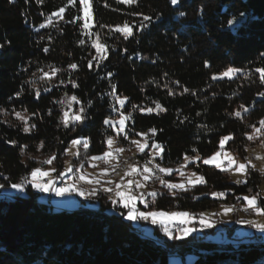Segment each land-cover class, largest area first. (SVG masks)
I'll list each match as a JSON object with an SVG mask.
<instances>
[{"label":"trees","instance_id":"trees-1","mask_svg":"<svg viewBox=\"0 0 264 264\" xmlns=\"http://www.w3.org/2000/svg\"><path fill=\"white\" fill-rule=\"evenodd\" d=\"M107 2L110 7H104L105 0H92V31L101 33L108 46V59L99 69L94 64L90 70L87 59L94 50L87 37L80 34L82 21H60L57 28L62 31L53 27L36 31L46 16L58 11L66 0H44L42 5L37 0H0V109L6 110L0 113V183L5 188L20 182L32 166L24 163L20 152L23 145L34 152L44 141L43 152L62 156L72 139L88 138V156L103 153L109 134L103 121L116 116L113 98L108 95L112 85L117 95L129 98L125 109L132 112L134 123L130 122V126L135 131L158 130L155 139L164 146L165 166H175L185 153L195 155L192 148L202 157L210 156L217 150L220 137L229 133L234 140L226 143L225 150L234 155L247 157L244 147L260 144L247 141L243 135L251 131L248 125L258 126V121L264 119V99L258 96L264 85L258 74L253 73L251 79L213 81L211 77L228 66L246 70L264 67V57L260 55L264 52V0H181L175 7L169 0H138L131 6L117 4L116 0ZM181 11L185 16H179ZM241 12L244 16H240ZM81 13L70 7L65 20ZM135 13L151 16L152 22L139 30L142 16ZM233 17L237 22L229 27L227 21ZM125 22L134 26V35L127 40L114 31ZM100 24L110 26L111 35L109 27L101 29ZM80 39H85L86 44L79 45ZM45 47L49 49L47 53L43 51ZM206 61L209 67H205ZM69 63H76L78 70H69ZM47 65L63 69L59 78L65 81L71 72L79 87L60 85L44 92L43 81L31 74L38 67L47 70ZM108 73H112L110 78ZM30 79H36L39 99L33 87L25 83ZM54 82L58 84V80ZM165 85L175 94L168 95ZM184 87L196 95H181ZM21 89L22 95L17 98ZM65 91L76 94L88 113L89 118L75 131L60 124L61 105L54 102ZM89 101L91 107H87ZM153 101L166 111L157 115L155 110L152 114L132 110L133 104L155 109ZM241 104L250 109L242 112V120L229 115ZM78 107L74 105V111ZM13 109L37 113L30 121L37 125L36 130L25 134L20 125L7 118L5 115L13 113ZM11 140L17 142L16 146L6 143ZM120 145L127 147V142ZM190 168L203 175L206 184L181 193L175 200L166 189L159 188L164 195L152 204L155 209L200 212L217 207L219 202L236 206L240 203L237 196L257 193L264 179L252 170L248 183L238 185L232 182L229 172L214 166ZM25 190L24 197L0 195V264H169L172 256L180 258L182 264H264V243L220 245L193 237L155 241L143 236L121 215L107 213L104 209L110 205L103 195L97 197L100 206L96 211L79 208L67 212L38 204L31 186ZM212 191H226L227 196L214 199L207 195ZM259 195L264 201V196ZM189 255L194 260L186 263Z\"/></svg>","mask_w":264,"mask_h":264},{"label":"snow or ice","instance_id":"snow-or-ice-1","mask_svg":"<svg viewBox=\"0 0 264 264\" xmlns=\"http://www.w3.org/2000/svg\"><path fill=\"white\" fill-rule=\"evenodd\" d=\"M14 2V0H10ZM44 0H37V4L42 5ZM172 6H177L180 4L181 0H169ZM25 3H28V0H25ZM117 4H126L133 5L137 4L138 0H116ZM70 7L77 8L78 12H82V15H75L71 19L65 20L66 9ZM104 7H110V4L105 0ZM202 11V9H201ZM42 16L45 15L43 12L40 13ZM136 15H141L142 19L138 25L139 30H143L148 27V24L152 22V17L149 15H143L135 13ZM179 16H185L183 11L179 12ZM240 16H244V13L241 12ZM53 17L56 20H53ZM60 21L64 23L77 24L78 21L83 23L79 25L80 34L83 37H87L88 44L91 49H94V53L89 52V57L87 59V66L90 70L95 68L99 69L104 61L108 59V46L106 42L102 39L101 33L99 31L93 32L91 28L95 25L93 24V8L92 0H66V3L59 7L58 11H53L50 15L46 16L45 22L39 25V28L36 31L44 28H57V25ZM27 22V21H26ZM147 22V23H145ZM236 18L233 17L227 21L229 27L236 24ZM101 29L109 27V35L112 33V28L104 24H100ZM133 25H130L128 22H125L122 26L117 25L114 29L115 32L120 33L125 40L133 36ZM58 31H62L57 28ZM79 45H85V39H80L78 41ZM3 45L0 44V48ZM45 53L49 51L47 47L43 49ZM124 51H127L125 49ZM261 57H264V52L260 53ZM208 62H205V67H209ZM68 69L71 71L78 70V65L76 63H69ZM27 71V69H25ZM64 71L61 68H58L54 65H47V70L45 68H37L36 72H32L33 78H38L43 81L45 87L43 88L44 92H51L52 87H59L63 85L65 88L68 85H71L73 89L78 88L79 85L75 79L71 78V72H69V79L65 81L62 78H59V74ZM253 73L258 74V79L260 84L264 85V67H256L254 69L246 70L243 68H238L234 66H228L225 70L218 74H213L211 79L213 81L218 79L228 78L232 80L237 77H243L244 79H251ZM167 74L165 73V76ZM107 76L110 78L112 73H108ZM58 80V84L54 81ZM26 84H29L34 89L35 98L39 99L41 92L39 88H36V79H30L25 81ZM175 84L179 86V81H175ZM165 88H168L165 85ZM23 89L16 93V97L19 98L22 95ZM190 93L195 96L196 93L187 87H184L182 92ZM174 91L168 88V95H174ZM113 98L112 110L116 113V116H109L105 118L103 124L109 129V134L106 135L104 143L106 144V150L103 151L100 155L88 156V149L90 146V139L88 138H74L71 141V145L65 148V155H71L72 157L78 159L81 154V149H83L85 156L90 162H102L105 164V167L100 170L97 176H91L90 174H84L80 172L78 176L72 177V183H64V186L58 187L57 180L69 176L70 173H73V165L68 164L63 171H57L56 168L51 167L53 163L57 160V155L53 153L48 156L47 159L42 161H37L41 165L49 166L47 170L44 167H35L31 171L23 176L18 183H11L10 187L16 192H24L27 185H31L33 189L40 193L53 192L57 197H64L65 195H71L75 193L78 196H81L85 199H95L101 193H103L108 200L111 202L113 208H120L124 211H121L119 215L127 221L137 222L145 221L151 222L153 225L159 224L162 227L164 235L169 240H183L188 236L192 235L193 232H202L205 229H211L215 227L216 221L212 219L213 216L221 215L228 216L233 212L237 211L235 205L221 204V211L219 213L205 214L200 213L197 218L195 215L187 211H164L158 210L150 207L151 204H155L157 198L163 196V192H158L156 190H147L149 181L153 184L157 182L162 189L167 190V194L170 195L174 200L178 199L181 193L189 192L196 185L206 184L205 177L203 175H198L195 171H187L190 165H193L197 168L203 165H214L215 168L219 169L221 172H232L238 174L243 179H237L236 184H247L248 177L251 174V171L255 169V164L253 163L252 158L246 156H237L230 151L225 150V145L227 142L234 140V135L229 133L228 135H223L218 141V148L208 157H202L199 151L196 148H192V153L195 155H189L185 153L183 155V160L179 162V166L176 168L165 166L162 162L164 160L163 152L164 146L159 143L155 136L157 135L156 128H150L147 131H135L131 126L130 122L134 123L132 112H127L125 105L128 102V97H122L116 94V86H111V91L108 93ZM258 96L264 99V91L258 93ZM55 103L61 105V118L60 124L63 125L65 129H71L75 131L76 128L80 125H83L85 121L89 118L86 107L83 105L82 101L76 94L69 95L65 91L62 98ZM155 104V109L152 107L143 108L139 105H132L133 111H140L141 113L152 114L153 111H156V114L159 115L161 112L166 111V109L157 101H153ZM119 105L117 108L116 105ZM74 105L79 106L76 111H73ZM87 107H91V102L89 101ZM242 110V111H241ZM250 109L245 107L243 104L239 106V109L229 115H232L238 119H243L242 112L247 113ZM6 112L5 109H0V113ZM15 120L18 121L21 125V130L25 134H29L32 131L36 130L37 125L35 123H30L33 116H36L37 113L33 112L29 114L27 109L24 111H15L12 110ZM51 115V110L48 112ZM197 115H200L198 112ZM187 119V117H185ZM184 121L181 120L180 123ZM251 129L249 132L243 133L247 141L257 142L259 141L261 145H264V119L258 121L257 124L248 125ZM121 142H127V147L116 146ZM13 146H16L17 142L15 140L6 141ZM63 143V142H61ZM27 145H23L20 148L21 155L25 154ZM45 148V142L40 141L37 145V151H40ZM75 149V151H73ZM135 149V152L140 155L143 159V164L139 162L130 163L129 161H124L121 159V156L124 152H132ZM248 147H244V151L247 152ZM34 159V157H29ZM110 159H115L118 163L110 164ZM256 159H264V157L257 156ZM226 162V163H225ZM124 167L123 175H120L119 169L122 166ZM91 166L96 168L99 166L98 163H92ZM79 169H83V163L80 164ZM78 169V171H79ZM173 173H178L179 176L185 178L182 182H172L167 177H171ZM260 173L264 175V168H261ZM55 174V175H54ZM2 175V173H0ZM114 177H118L114 178ZM78 182L89 185L87 191L78 186ZM5 185L0 183V189H4ZM228 191H231L229 189ZM249 188V192H251ZM214 199L223 200L227 196L226 191H212L208 193ZM199 199V197H195ZM236 199L243 203L242 210L244 212H251L258 217H264V201L260 199L259 193L253 195H244L237 196ZM144 205L147 211H141L137 207V202ZM150 201V202H149ZM241 224H247L249 227L255 229L259 233H264V223L259 220L249 219V220H239L237 221ZM199 227H196V225ZM173 225H176L175 229ZM175 233V234H174Z\"/></svg>","mask_w":264,"mask_h":264},{"label":"rangeland","instance_id":"rangeland-1","mask_svg":"<svg viewBox=\"0 0 264 264\" xmlns=\"http://www.w3.org/2000/svg\"><path fill=\"white\" fill-rule=\"evenodd\" d=\"M92 28H91V31H92ZM73 111H74V109H73ZM5 116L7 118L11 119L17 125H20V123L15 120L13 113H9V114L7 113ZM70 145H71V143L69 144V146ZM116 146H122V145L119 144ZM36 149H37V147H36ZM73 151H75V149H73ZM52 154L53 153H51V152H43L42 150H40V151L35 150L34 152H29L26 150L25 154L23 155L24 163L25 164H31L32 163V166L30 167V170L28 171V173L31 171V169H33L35 167H44L45 170H47L49 166L41 165L37 161H42L44 159H47L48 156H50ZM98 155H100V154H98ZM257 156L264 157V145L259 144V145L251 146L247 150V157L252 158L253 163L255 164L254 170H257L260 173L261 168H264V159H256ZM29 157H34V159H30ZM57 157H58L57 160L53 163V165L51 167L56 168L58 172L63 171L66 167H68L69 163H71L73 165V173H70L69 176H67V177H64L62 179L57 180V186L58 187L64 186L65 182L72 183V177L78 176L80 174V172H83L84 174H90V177L91 176H97L98 173L100 172V170L105 167V164L102 162H90L88 160V158L85 156L82 149H81L80 157L78 159L72 157L71 155H65V154L62 156H57ZM121 159L124 161H129L130 163L139 162L140 164H143V162H144V161H142L141 158H139V154H137L135 152V149H133L132 152H127V151L124 152L121 156ZM182 160H183V158H182ZM81 163H83V169H79V166ZM92 163H98L99 166L96 168H93L91 166ZM109 163L110 164H116L118 162L115 159H110ZM178 166H179V163L176 164L175 166H173V168H176ZM208 166H214V165H208ZM124 167H126V165L122 166L119 169L120 175H123ZM78 169H79V171H78ZM187 171L190 172V171H194V170L191 169L189 166ZM197 174L200 175L199 173H197ZM229 175H230L232 182H234V183L237 179H243V177H240L238 174H234L232 172H229ZM114 178L118 179V177H114ZM166 179H169L172 182L178 183V182H182L185 178L179 176L178 173H173V175L171 177H167ZM29 186H31V185H29ZM78 186L83 188L85 191H87L88 188L90 187L89 185L83 184L82 182H78ZM196 186H198V185H196ZM159 188H161V186L159 185L158 182L156 184H153L151 181H149L147 190H156L159 192L160 191ZM32 190L36 193V198H37L38 204L44 205L47 208H50L51 210H54V211L70 212V211L78 210L79 208H84L87 210L96 211L99 209V206H100V203L97 200V198L85 199L81 196L76 195L75 193H73L71 195H65L64 197H57V196H55V194L53 192L40 193V192H37L33 188H32ZM258 190L259 191L257 193L264 196V179L262 180V184L258 187ZM15 194H18V195L24 197L27 195V192H26V190L22 193L16 192L11 187L0 189V195H2V196L11 197ZM100 195H103L107 199L108 204L110 205V207H106L104 209L107 213L119 215V213L121 211H124L123 209H120L118 207L114 209L111 202L108 200V198L103 193H101ZM246 195H253V194H246ZM242 196H244V195H242ZM221 204H227V203L219 202V205L217 207L209 209V210H205V211H200V212H189V211H187V212L195 215L198 218L200 213H205V214H209V215L211 213H219L221 211ZM228 205H231V204H228ZM137 207L141 211H147L148 210V209H145L144 205L139 203V201L137 202ZM150 207L154 208L152 206L151 202H150ZM236 208H237V211L233 212L232 214H229L228 216H221V215L213 216L212 219L216 221L215 227H213L211 229H205L202 232H199V231L193 232L192 235H190L188 237H193V238H197V239L199 238V239H203V240H210V241H213V242L220 244V245L237 246L238 244L264 243V233L257 232L255 229L249 227L247 224H241V223L237 222L239 220L254 219V220H259L260 222L264 223V217H258L251 212H244L242 210L243 203L241 201L238 205H236ZM171 211H178V210H168V212H171ZM128 222H130L132 224V226L134 228H136L138 231L142 232L143 236H145L147 238H150V239L155 240V241L159 240V239H163V238L168 239L164 235L162 227L159 224L153 225L151 222H145V221H137V222L128 221ZM196 227H199V225L197 224ZM193 260H194V257L191 255H189L185 258L186 263H191ZM169 264H182V261L180 260V258L172 256L169 258Z\"/></svg>","mask_w":264,"mask_h":264},{"label":"built area","instance_id":"built-area-1","mask_svg":"<svg viewBox=\"0 0 264 264\" xmlns=\"http://www.w3.org/2000/svg\"><path fill=\"white\" fill-rule=\"evenodd\" d=\"M175 227H177L176 225H173V228L175 229Z\"/></svg>","mask_w":264,"mask_h":264}]
</instances>
